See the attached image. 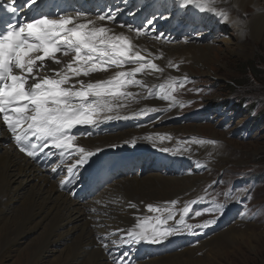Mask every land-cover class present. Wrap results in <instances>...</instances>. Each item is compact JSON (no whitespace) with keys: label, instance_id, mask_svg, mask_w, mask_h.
<instances>
[{"label":"snow or ice","instance_id":"1","mask_svg":"<svg viewBox=\"0 0 264 264\" xmlns=\"http://www.w3.org/2000/svg\"><path fill=\"white\" fill-rule=\"evenodd\" d=\"M212 4L214 0H180L179 6L216 14ZM45 7V0H0V121L18 151L33 161H40L42 166L48 167L44 161L53 160L57 153L61 160L66 154L73 160L66 168L67 178L60 182L64 187L74 181L78 183L79 170L90 166L92 158L102 151L79 146L77 136L92 133L73 130L96 128L158 111L150 108L132 116L120 114L129 98L142 95L129 89L135 87L152 94V88L138 77L163 74L164 68L154 62L159 56L138 50V45L128 35L116 33L109 25L116 24L129 31L135 27L136 37L151 36L160 41L162 36L151 31L155 18L147 19V26H134L117 19L123 11L119 6L96 13L69 10L58 4L48 10ZM168 67L178 69L179 65L169 62ZM99 73L110 75L95 78ZM187 81L186 76L170 78L159 85L158 98L170 101L169 107H174L177 101L172 93L177 85L184 87ZM156 135L162 141L166 138L159 133ZM161 150L172 151L170 147ZM53 165L50 171L56 174L61 166L55 161ZM204 199L201 196L179 209L178 220L175 219L176 199L167 202L172 207L161 208L149 203L147 212L157 215L137 218L134 226L116 229L111 235H118L119 239L110 243L117 248L141 243L162 244L184 229L187 234L195 235L197 229H207L216 223L215 220L186 223L185 217L199 218L218 210L192 208ZM130 207L136 208V205L130 204ZM169 221H174L175 226ZM98 239L101 246L111 252L108 234ZM126 256L123 253L115 257L116 264H125Z\"/></svg>","mask_w":264,"mask_h":264},{"label":"bare ground","instance_id":"2","mask_svg":"<svg viewBox=\"0 0 264 264\" xmlns=\"http://www.w3.org/2000/svg\"><path fill=\"white\" fill-rule=\"evenodd\" d=\"M233 1L239 8L246 9L250 7L257 8V4L261 2V0ZM188 11L192 12L193 22L203 20V22H199L197 28L205 29L215 26V29H221L218 27L217 22H213L209 18H198L194 8H189ZM221 16H224V14L222 13ZM262 21H264V10L258 9L251 22L252 37ZM175 28L179 30L177 27ZM247 28L250 29L249 26ZM114 30L116 33L124 32L125 35H128L133 43L138 45V50L144 51L145 54L151 51L154 55L160 57L155 59L154 62L164 68L163 74H147L146 83L155 85V87L165 83L171 76L176 75L177 72L168 67L169 62L178 65L179 61H187L185 64H188L189 61H195L198 64L207 61L210 57L208 53L210 48L196 45V43H199L192 41V38H183L184 41L179 44H168L144 37H136L135 33H129L128 30L115 28ZM164 31L168 32V35L171 34L169 28H165ZM220 32L223 34L222 29ZM108 75L110 73H99L95 75V78H107ZM197 81L186 82L185 85L187 84L189 88H196L194 83L196 85ZM181 88L176 90L175 98L180 102V105L183 104L185 109L189 106V100L185 99L187 95L183 93L184 91H181ZM129 91L142 92V95L129 98L126 106L120 110L121 115L132 116L134 113L141 112V108L145 105L148 106V102L145 100L146 91L135 87L129 89ZM190 91L193 92L190 94H196L195 90L190 89ZM149 103L157 107L158 111L149 112L147 115L136 119L101 124V128L115 127L117 131L115 133L108 132L114 135H105L93 140L89 139L86 143L90 150L107 147L123 149L124 152L121 156L124 162H129L127 165L133 166L136 162L151 164L149 173L142 177L138 175L134 177L131 173H128L103 190L96 196L95 200L83 203L60 192L56 182L51 181L45 173L40 172L28 159L20 155L12 145L3 143L6 134L0 130V264H5L7 256H9L8 252L12 251L11 248L14 249V247L20 252L12 264H46L51 254L55 253L56 256L55 244H58L60 248L66 247L65 251H62L60 259H58L60 264H113L110 260L114 255L101 248L98 238L111 229L114 232L119 228L134 226L135 220L139 218L137 215L130 218L125 214L116 212V203L121 201L120 194H129L130 191H135V193L142 195V192L157 191V186L180 184V182L173 179L159 177L160 173H156L154 164H161L172 159V161L177 162L176 167L189 164L191 159H217L212 153L211 144H208L207 141L206 144H203L199 143L201 140L191 139L189 143L184 145L175 142L183 134L186 135L185 126L170 127L167 121L169 120V123L174 122L175 124L182 121L185 123L186 118L182 116L191 114L193 109L180 113L177 111L178 118L170 120L172 116L170 113L172 109L169 107L170 101L160 100L156 96ZM157 133L164 135L166 138L162 141L156 135ZM163 147H170L172 151L164 152L161 150ZM133 159H136V161L132 162ZM200 170L206 169L203 166L195 165L191 173L185 174V177H187L185 182ZM180 173L174 169L170 171L171 175L178 178L182 177ZM206 180L207 178L197 179L189 189L194 190L196 186L202 185L201 182L205 181L204 183H206ZM181 192L183 193L185 190ZM255 233L254 231L250 232V235H247V233L240 235L222 233L218 237H214L213 240L207 241L197 251H202L207 246L210 247L208 256L211 253L216 254L213 263H217L221 257L225 258V255L237 253L240 249H244L245 245L247 247L250 243H253L251 240L256 237ZM29 234L34 235L33 239H30L24 246L23 240H26ZM114 239L118 240L119 236H114ZM237 239L241 242L240 245L232 249L227 248L230 244L234 245L233 242ZM225 244H227V247ZM128 247L131 246H125L124 248ZM185 248L169 252L167 253L169 256L161 259V252L153 244L141 243L137 245L136 249V253L140 257V261H137L136 264L204 263L203 259H194L196 249L184 250ZM110 249L118 251L121 248L111 246ZM182 250L183 252L178 253ZM113 253L115 254V252ZM32 256L34 260L30 262ZM56 260L51 261L50 264H59Z\"/></svg>","mask_w":264,"mask_h":264},{"label":"rangeland","instance_id":"3","mask_svg":"<svg viewBox=\"0 0 264 264\" xmlns=\"http://www.w3.org/2000/svg\"><path fill=\"white\" fill-rule=\"evenodd\" d=\"M211 6L221 9L217 12L218 18L209 19L218 23L223 34H215V29H206V33L200 32L194 38L201 39L207 36L196 45L210 48L209 59L198 64L195 61H189L188 64H185L187 61H179V69L172 68L177 72L176 75L171 76V78H181L186 75L193 77V82L198 80L196 85L194 83L196 88H189L187 84L181 88V91L187 95L185 99L189 100V106L185 109L182 107L181 112L193 109L191 114L186 115V119H191L193 114L199 113V115L196 116L194 123H187V121L183 123L182 121L171 125L170 122V127L185 126V132L190 138L183 134L182 136L185 137L182 141L184 142L188 139H197L206 144V141L215 140L216 143L208 144H211L212 153L217 159H198L196 164L203 166L206 170H200L187 182H185L187 179L185 176L180 178L174 175L169 176L168 169L171 167L168 165L170 163L164 165L162 174L165 176L161 173L158 176L173 179L180 184L157 186V191L142 192L144 195L135 193V191H130L129 194H120L121 201L116 203V212L130 218L137 215L140 219H144L150 215H157L147 212L146 208L149 203L165 208L162 204L176 199L179 201V205L176 206L181 209L188 201L199 200L203 196L204 201L192 205L194 210L205 207L218 210H214L211 214L204 213L199 218L185 217V220L197 222L199 220H225L227 223L223 225L222 229L225 226L227 228L222 230L219 225L218 227L210 226L207 229L202 228L200 235L191 239L192 242L197 240L195 243L199 242V244L188 246L184 250L196 249L194 259H203V264H264V21H262L263 25L261 24L254 32V38L251 36L252 19L258 9L264 10V0L257 4V8L250 7L249 9L239 8L233 0H214V4ZM178 10L180 15L176 16L173 27H176L177 22H181L182 14L186 15L181 9ZM196 12L204 17H207V14H213L212 12H200L198 9ZM167 13L174 14L177 11L168 10ZM222 13L224 16L226 13V17L221 16ZM199 15L198 18H201ZM163 16L160 17L161 21H163ZM222 18L224 19L221 21ZM248 26L250 29L247 28ZM185 32L191 36V30H185ZM248 68H251L252 72ZM190 89L195 90L196 94H190L193 93ZM239 103L241 106L238 105ZM173 108L171 107V109ZM174 115L177 117V111L172 114L170 119H173ZM208 115L211 117H208L207 121ZM193 167L186 168V170L191 171ZM142 171L136 170L133 176L140 175L139 173ZM199 178H207L206 183H208L201 182V186L190 190L191 184ZM217 181H219L218 184ZM234 181H237L238 185L234 184L233 186ZM211 185H215V187H210ZM182 190L185 192L182 193ZM231 198H234L235 201L232 202V209L229 210L228 205ZM130 204H135L136 208L130 207ZM221 205L223 207H219ZM143 207L144 209L141 210ZM231 211L235 217L232 220L229 218L232 214ZM256 212H259L258 216ZM175 219H179L178 212ZM253 231L256 232V237L251 240L253 243L247 247L245 245V248L240 249L237 253L225 255V258L221 257L217 263H213L216 254L211 253L208 256L210 247L207 246L202 251H197L207 241L213 240L214 237H218L222 233L236 235L247 233L250 235L249 233ZM204 232L205 237L203 238ZM33 236L29 234L26 240H23L24 246L30 239H33ZM180 241L186 242L188 239ZM233 244H230L229 247L227 244L225 246L232 249L240 245L241 242L237 239ZM15 248H11L12 251L8 252L9 256H7L5 264H12L17 259L20 250L17 251ZM65 248H60L58 244H55L57 257L55 253L51 254L48 261H45L46 264H50L56 259V262L60 264L58 259ZM181 252L183 250L178 253ZM32 255L34 256V253ZM160 255L161 259L169 256L162 253ZM33 256L30 262H33Z\"/></svg>","mask_w":264,"mask_h":264},{"label":"trees","instance_id":"4","mask_svg":"<svg viewBox=\"0 0 264 264\" xmlns=\"http://www.w3.org/2000/svg\"><path fill=\"white\" fill-rule=\"evenodd\" d=\"M249 67V66H248ZM252 68V70H253V67H251ZM251 68H248V69H250V71L252 72V70H251ZM246 69V68H245ZM244 73H246V72H244ZM256 77V76H255ZM239 105H240V103H239Z\"/></svg>","mask_w":264,"mask_h":264},{"label":"clouds","instance_id":"5","mask_svg":"<svg viewBox=\"0 0 264 264\" xmlns=\"http://www.w3.org/2000/svg\"><path fill=\"white\" fill-rule=\"evenodd\" d=\"M192 41H197V42H200V40H192ZM251 111V110H250ZM259 117H260V115H259Z\"/></svg>","mask_w":264,"mask_h":264}]
</instances>
